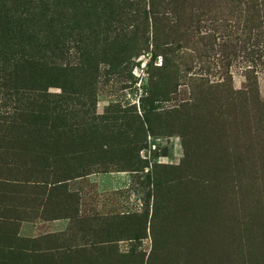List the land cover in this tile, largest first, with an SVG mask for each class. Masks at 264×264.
I'll use <instances>...</instances> for the list:
<instances>
[{
  "label": "rangeland",
  "instance_id": "rangeland-1",
  "mask_svg": "<svg viewBox=\"0 0 264 264\" xmlns=\"http://www.w3.org/2000/svg\"><path fill=\"white\" fill-rule=\"evenodd\" d=\"M88 1L56 0L41 87L0 65V215H72L122 264H264V112L236 121L214 93L242 89L243 66L188 70L209 46L182 41L166 71L141 0L114 15ZM257 87L264 101V70Z\"/></svg>",
  "mask_w": 264,
  "mask_h": 264
},
{
  "label": "trees",
  "instance_id": "trees-1",
  "mask_svg": "<svg viewBox=\"0 0 264 264\" xmlns=\"http://www.w3.org/2000/svg\"><path fill=\"white\" fill-rule=\"evenodd\" d=\"M78 2L82 10L91 6L88 0ZM97 4L102 5V9L113 6V15L123 14L132 5L130 0H97ZM133 4L156 29L154 45L163 53L166 71L181 57L178 55L182 41L201 42L209 46V51L196 48L193 54L187 53L186 64L190 65L196 56L212 58L210 67L220 75L228 65L237 62L243 66L246 82L242 89H228L223 80L214 85L218 87L214 92L217 96L221 91L228 92V105L231 113L234 112L231 117L243 121L258 117L259 110H262L260 116L263 114L264 101L257 79L259 71L264 70V0H147L145 6L141 0ZM55 14L56 0H0V65L4 70L9 66L14 77L21 71L31 72L22 74L30 88L41 87L46 81L40 75L44 61H48L41 55L46 53L43 26H49ZM162 24L167 26V34L160 28ZM223 29H228L229 33L222 43L218 38L221 40ZM125 38L128 37L125 35ZM187 69H192L191 65ZM194 79L203 78L196 74ZM47 83H51L50 80ZM216 100L222 104V99Z\"/></svg>",
  "mask_w": 264,
  "mask_h": 264
},
{
  "label": "crops",
  "instance_id": "crops-1",
  "mask_svg": "<svg viewBox=\"0 0 264 264\" xmlns=\"http://www.w3.org/2000/svg\"><path fill=\"white\" fill-rule=\"evenodd\" d=\"M125 172L112 176L114 190L130 186ZM87 215V214H85ZM84 208L80 216L85 217ZM99 231L83 229L72 215L44 212L0 215V264H122L121 254H108ZM105 235V233H103Z\"/></svg>",
  "mask_w": 264,
  "mask_h": 264
}]
</instances>
